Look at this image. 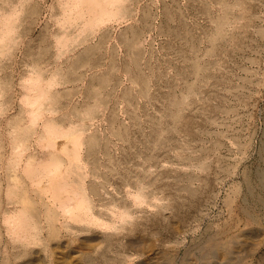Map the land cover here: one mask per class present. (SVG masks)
I'll return each mask as SVG.
<instances>
[{
    "label": "rangeland",
    "instance_id": "rangeland-1",
    "mask_svg": "<svg viewBox=\"0 0 264 264\" xmlns=\"http://www.w3.org/2000/svg\"><path fill=\"white\" fill-rule=\"evenodd\" d=\"M57 4L31 0L0 42V264H159L160 255L180 259L207 231L232 226L242 241L263 242L247 261L264 264V0H129L128 13L110 21L88 15L93 31L58 60ZM35 56L58 75L56 98L41 99L32 125L38 105L23 99L28 84L20 77ZM53 121L68 136L69 155L38 140ZM28 126L35 132L21 144L13 180L9 159L23 149L11 138ZM50 154L59 168L28 178ZM75 192H84L98 223L61 210L59 201H74ZM6 218L34 222L36 242L10 233Z\"/></svg>",
    "mask_w": 264,
    "mask_h": 264
},
{
    "label": "bare ground",
    "instance_id": "bare-ground-1",
    "mask_svg": "<svg viewBox=\"0 0 264 264\" xmlns=\"http://www.w3.org/2000/svg\"><path fill=\"white\" fill-rule=\"evenodd\" d=\"M57 1H58V4L56 5L55 8L58 9L59 12L57 14H55L54 16L55 17L61 16V18H57V20H56V24L59 27L57 28L58 32H56L53 36L54 37V41H53L54 45L58 49V51L54 55V59L56 58L57 60L60 59V57L66 51H70V47L73 46L75 44V42L77 41V36H83L85 34V32L89 33L91 31H93L92 28L86 30L87 22H85V19L88 15L93 14V21L92 22L95 24H99L102 22L110 21L114 17H119V16H122L124 14H127L129 11L128 8L126 7V3L129 0H57ZM30 2H31V0H1L2 5L0 7V19H1L0 20V34H2V35L0 36V42H4L5 38L7 36L12 35V33L16 32V30L18 28L16 25V23H17L16 17H18V14L20 11H23L27 8V6L30 4ZM103 3H106V5H107L106 8L102 11V13L96 12L98 6L102 5ZM4 5H6V6H4ZM9 10H11V12ZM30 12H32V10ZM71 13H73V14L71 15ZM13 17L15 18L14 19L15 22L10 24L9 21ZM77 26H79V28L77 29V33L74 35L73 30L76 29ZM8 48H9V46H8ZM9 51H10V49L6 53V56L9 55ZM41 63H45V62L44 61L41 62L37 56L33 57L31 59V68H32L31 71H29L28 74L25 73L24 75H22L20 77L23 80V82L25 81L28 84L25 86L26 92L22 93L23 99L28 104H31V105L37 104L38 105V107L36 109L33 108V110L30 112L32 115V125L35 124V122L37 121V119L39 117V114L37 112L39 110L45 108V103L42 102L41 99L44 98L46 100V99L50 98V96H53L56 98V96L54 94L51 95V93H52L53 86L56 84L55 83L56 80L54 77L56 75H58V72L48 71V74H47V72L41 67ZM30 83H32V84L29 85ZM0 86H1V84H0ZM0 94H1V91H0ZM94 97L97 98V95H95ZM50 109H54V108L51 107ZM81 109H82V111L80 114L83 115L82 112H84L87 116L88 115L87 111L90 108L86 107V108H81ZM53 123H54V121L53 122H46L44 124V129H43L44 133L43 134H47L48 137H45L43 134H41L39 136L38 140L43 138V140L47 143V145L44 147H48V146L58 147L57 149H59L61 152L69 155V150L64 145V143L62 141L63 139L67 138L68 136L63 135V132H58L55 128H53V126H52ZM74 130L75 129L73 128L72 132H74ZM33 131L35 132L34 128H30V126H28L27 130H25L26 135L23 138L20 139L18 137V139H17V136H12V138H11V142L13 143V146L17 145L16 148L22 147L23 150H20L19 154L14 153V155H12L9 159V166L7 167V171L11 172V174L9 176L10 179H13V180L17 179V175H16L17 171L15 172V170L21 164V156H22L21 152L25 150V147H27V145H25V147L23 148V145L25 143H28L31 140V136L34 135ZM19 141H20V143H19ZM21 144H23V145H21ZM33 161H35V159L32 155L28 156L26 158V163H25V167L23 168V172L27 171V169L30 166H32ZM60 165H61V161L58 158L55 159V157L52 154H50V163H47L46 165H42V166L39 165V167L32 169L30 171H27V177L30 178L31 180H33V179H37L40 174H44L46 176L48 173H51V172H54L55 170H57ZM263 165H264V163H263ZM76 166H77V162L74 163L73 169H75ZM66 170L68 173H71V170L68 169V166H67ZM254 171L256 172V170H254ZM247 177L248 178H246L245 181L247 184L249 183L248 190H253L252 189V187H253L252 179L253 178H250V181H249L248 180L249 176H247ZM262 179H264V178H262ZM260 181L261 182H259L257 180V182H259V184H261L260 191L264 193V180L260 179ZM76 182H77V185H80V179L76 180ZM255 182H256V180H255ZM259 184H258V186H259ZM66 186H67L66 182H64L63 187H66ZM80 186H82V183ZM255 189H258V188H255ZM245 191H246V189H245ZM82 194H84V192H82V193L75 192V194H74L75 200L74 201H73V199H71L70 201H62V202L59 201L61 210L63 212H65L67 215H69V217L73 221L84 222V223H88V222L98 223L100 217H96L95 215L92 214V205H90V201L88 199L84 198V196ZM248 195H249V193H248ZM13 196L15 198L21 199V202H24L26 199V198L22 197L23 194H19L18 192H14ZM56 196L59 197V192L56 193ZM134 196L136 197L138 202H140V203L142 202V195L139 192V190H137V192L134 193ZM57 197H56V199H58ZM261 198H260V196H258L257 201L255 198V202H257L259 205L263 204ZM245 202L248 203L247 201H245ZM247 205L249 206V204H247ZM253 209H254V207H253ZM246 211L247 212H244V213H247V215L249 216L251 212L248 209ZM247 215H246V217H248ZM121 218H122V221L129 218V214L126 210H123L120 213V219ZM244 219H246V218H244ZM6 223L8 224L9 232L17 235L18 238L22 237V233L25 234L26 238L23 241L25 244L30 245L31 243L33 244L36 242V239L34 241L32 240L33 242L30 241V239H29V238H31L30 235L34 232V230L36 228L34 222H32L30 220L24 221V220L18 219V221L16 223H13L11 221V218H6ZM15 228H17V230H19L20 233L15 232ZM234 228L235 227L232 226L230 229H227V230L222 229V230L217 231L216 233H214V232L211 233V231L210 232L207 231V233L204 235V237L201 240H199L198 242H196L194 245L192 244L191 245L192 247L189 248V250H187L185 252V254L180 259L174 260L171 256L168 255L169 254V252H168L166 254L160 255L159 264H191V262H195L196 264H249L247 259L248 258L250 259L251 256H253V253H254L252 250L253 247H256L257 245H259L261 243L263 244V242H260L259 244H258V242L252 243V245H251L247 241H242V235H240L238 233L235 234V232L232 231V229H234ZM257 230H260V228H257ZM242 234H243L244 238L248 237L244 233H242ZM54 237H52L51 239H53ZM129 245H130V243H129ZM133 247H132V249H134ZM129 248H130V246H129ZM135 249H136V247H135ZM145 251H146V253H148L147 250H145ZM161 251H162V249H161ZM262 259H260V260H262Z\"/></svg>",
    "mask_w": 264,
    "mask_h": 264
}]
</instances>
